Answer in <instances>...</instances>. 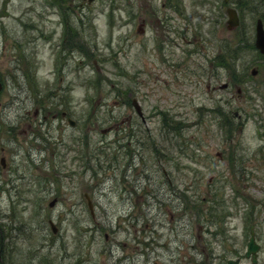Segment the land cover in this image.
<instances>
[{
  "label": "rangeland",
  "instance_id": "rangeland-1",
  "mask_svg": "<svg viewBox=\"0 0 264 264\" xmlns=\"http://www.w3.org/2000/svg\"><path fill=\"white\" fill-rule=\"evenodd\" d=\"M247 1L242 27L227 30L221 0H173L181 13L168 0H64L69 36L83 41L82 52L80 43L61 46L64 23L55 3L0 0V156L7 159V168L0 166V263L9 264L14 251V264H111L116 256L103 235L91 239L78 227L93 220L122 223L137 207L144 213L147 202L149 218L175 219L178 240L185 228L193 230L187 235L199 251L193 264H225L234 250L243 254L250 224L264 245V97L248 98L255 88L264 96V67L252 80L242 79L240 93L229 84V71L214 62L223 41L234 42L236 34L253 44L264 0ZM257 55L245 49L237 73L264 66ZM98 74L100 82H93ZM125 87L144 120L122 103L118 89ZM41 98L46 111L33 119ZM62 105L73 126L55 116ZM124 128L137 136L123 139ZM123 141L132 150L124 158L123 149L115 150ZM87 151L91 160L84 166L79 157ZM88 189L96 202L93 218L71 205ZM55 192L59 201L48 207ZM185 200L197 206L184 207ZM49 218L61 230L52 243ZM26 251H34L32 260ZM259 259L264 264V247ZM157 260L169 263L165 256ZM241 264L250 261L241 258Z\"/></svg>",
  "mask_w": 264,
  "mask_h": 264
},
{
  "label": "flooded vegetation",
  "instance_id": "flooded-vegetation-1",
  "mask_svg": "<svg viewBox=\"0 0 264 264\" xmlns=\"http://www.w3.org/2000/svg\"><path fill=\"white\" fill-rule=\"evenodd\" d=\"M59 14V18L64 19V14L62 12ZM142 22L143 24L145 23L144 21ZM43 109L44 108L36 107L33 119H38L37 115L41 113ZM54 114L55 116H60L66 120L69 118V113L63 109V105L59 112H55ZM42 119L45 120L46 115H42ZM128 134L129 133H127V135ZM77 143L78 140L74 139L76 151L78 150ZM1 151L3 152L4 148L1 147ZM1 189L0 186V191ZM142 194H145V192ZM53 197L57 202L59 201L58 195H54ZM84 197L87 206V199H90L93 204L91 191L89 189L84 192ZM39 203L40 202H37V204ZM71 205L72 207H77L79 204L72 203ZM142 205L149 206L150 204L143 203ZM93 221L95 223L91 229V238L96 237L97 232L100 230L99 227H105L103 229V236L106 243H108L107 249L113 258L116 256V259L114 258L111 264H136V260L140 256L144 257V264L149 263L151 260H155L154 263H157V259H160L162 256L169 259V263L164 264H175V260L179 258L178 255H180L179 264H193L194 252L197 248H195L193 243L187 245V242L183 239L177 244V226L173 224V220L147 218V215L142 212L140 215L131 213L129 218H126L122 223H117L115 225L111 223L112 220L110 219ZM55 230L57 231V226L55 227ZM56 231L54 233L52 232V234L56 235ZM60 233L58 232L57 235H60ZM184 233L187 235L188 230L186 229ZM120 234L124 235V240L117 238ZM190 234H193V230H191ZM263 247V245H260V249H263ZM117 249L120 250V253H117ZM14 253L16 252L10 251L7 260H10ZM25 255L24 258L32 260L34 252L26 251ZM184 258L186 261H184ZM74 264H79V262L76 261ZM198 264H203V262Z\"/></svg>",
  "mask_w": 264,
  "mask_h": 264
},
{
  "label": "trees",
  "instance_id": "trees-1",
  "mask_svg": "<svg viewBox=\"0 0 264 264\" xmlns=\"http://www.w3.org/2000/svg\"><path fill=\"white\" fill-rule=\"evenodd\" d=\"M58 2H61V0H55ZM262 0H252L250 1V5H255L257 2H261ZM235 2L237 3L236 7H238V9H241V13L243 10L244 5H246V3L248 2L247 0H235ZM264 6V4H263ZM177 10V12L179 13V9H181L179 6L177 8H175ZM244 37L242 35H237V38H235L234 42H230V41H223L222 43V54L214 57L215 60H217V63L220 65H223L224 69H226L227 71H229L230 76H231V80L233 82H237V83H241L243 80H239L238 78L240 77L241 79L244 78L243 75L239 76L236 72V65H235V61L238 60V55L240 56V58L242 57V52L247 49V50H252L253 46L250 44L248 45L246 42L244 43ZM243 43V46H241L240 44ZM79 49H81L82 52L86 51V48L83 44V41H80V45L78 46ZM88 54V51L86 52V55ZM101 79V77H97L96 78V82H99ZM163 123L166 125H169L168 121H167V114L166 112H163ZM225 119L227 121H229L228 119V115L226 114ZM173 126V125H171ZM228 127H230V123L228 124ZM228 131L230 132V130L228 129ZM106 155H110V153H106ZM114 158V157H113ZM230 163H231V158H230ZM180 196L182 195L183 199L186 198V193L184 191L179 192ZM194 205H196V203H193ZM197 206V205H196Z\"/></svg>",
  "mask_w": 264,
  "mask_h": 264
},
{
  "label": "water",
  "instance_id": "water-1",
  "mask_svg": "<svg viewBox=\"0 0 264 264\" xmlns=\"http://www.w3.org/2000/svg\"><path fill=\"white\" fill-rule=\"evenodd\" d=\"M91 1V0H88ZM225 2L229 1V0H224ZM226 13H227V20H226V26L228 29H231L233 27H235L236 25H238L239 23V18L237 15V12L235 11L234 8L228 7L226 8ZM254 45L256 48L259 49V51L261 53H264V28L262 25V21L261 19H257L256 20V24H255V40H254ZM226 84H223V86H225ZM1 88V85H0ZM133 104L137 110V112L139 114H141L139 106L137 105V102L133 101ZM1 163H3V160H1ZM53 202H51L50 204H52ZM257 250V245L254 242L253 236L250 237L248 243H247V250H246V255H250L253 254V256L255 257V252ZM229 264H235L234 262H230Z\"/></svg>",
  "mask_w": 264,
  "mask_h": 264
}]
</instances>
